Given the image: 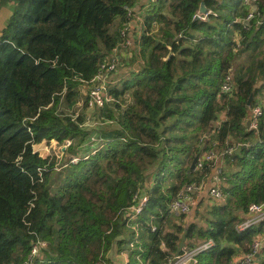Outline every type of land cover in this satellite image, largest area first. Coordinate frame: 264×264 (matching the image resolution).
I'll use <instances>...</instances> for the list:
<instances>
[{
  "label": "trees",
  "instance_id": "1",
  "mask_svg": "<svg viewBox=\"0 0 264 264\" xmlns=\"http://www.w3.org/2000/svg\"><path fill=\"white\" fill-rule=\"evenodd\" d=\"M245 1L0 0V264H113L121 255L125 264H170L185 230L186 248L214 243L196 264H233L251 251L264 221L236 227L249 205H264V0H248L247 26ZM202 3L211 14L194 21ZM130 20L131 45L108 75L113 100L97 110L108 125L84 130L85 93L123 49ZM123 63L134 68L113 87ZM227 75L232 91L223 94ZM255 106L262 114L247 130ZM51 141L70 142L66 162L34 152ZM226 145V201L203 221L170 214L178 193L213 170L190 171L194 157ZM136 195L147 205L128 223L122 213Z\"/></svg>",
  "mask_w": 264,
  "mask_h": 264
},
{
  "label": "built area",
  "instance_id": "2",
  "mask_svg": "<svg viewBox=\"0 0 264 264\" xmlns=\"http://www.w3.org/2000/svg\"><path fill=\"white\" fill-rule=\"evenodd\" d=\"M245 5L248 6L249 12L247 16L244 19V25L247 26L248 23L253 20L254 18V5L253 2H249L246 0L244 2ZM132 11L128 10V16H131ZM211 12L207 11L206 14H202L199 16L198 20L201 21H207V16L210 15ZM213 14V13H212ZM214 15V14H213ZM262 22H258V26H260ZM133 21L127 22L125 28L122 30L121 35L124 37V42L121 44L122 50L118 53H115L114 56L109 60L101 64L97 74L90 82V86L88 87V91L86 94V107H87V118L86 122L83 125L84 130H97L99 128H102L105 125H108L107 121H102L101 117L98 115L99 109L103 108L105 105L110 103L113 99L111 95L108 92V75L111 73H114L117 65L120 64L121 57L125 56V48L129 47L131 45V40L128 38V35H131V32L133 30ZM220 91L223 94H229L232 91V85H231V76L227 75L225 76ZM262 111L260 106H255L250 110V116H251V126L250 129L256 128V121L261 116ZM223 117V116H222ZM221 120H224L222 119ZM215 126H219V123L215 124ZM213 134V131L210 134H207L202 137L203 141L209 140L211 135ZM92 142H95V137L91 138ZM57 143L55 141H51V143ZM66 148L70 145L69 141H66L63 143ZM216 145V144H215ZM66 148L63 149V151L66 150ZM233 151L232 146L226 145L221 151H218L217 149L214 150H208L203 152L197 159L195 164V170H202L204 166L206 165H212V169L222 163V157L224 155H231ZM36 152V151H34ZM37 153V152H36ZM42 157L41 155H39ZM46 158V157H42ZM78 162L77 158H72L70 160V163L76 164ZM224 167V166H223ZM216 169V168H215ZM215 171V170H214ZM213 171V172H214ZM222 170H217L214 173L211 174V184H209V187L207 188L208 196L210 198V202H218L222 199L223 195L220 189L221 186V173ZM206 183L200 182V183H190L187 186H185L177 195V198L173 200L169 206L168 211L172 215H188L192 205L195 202V199L197 196L205 189ZM148 201V197L145 195L134 196V202L135 204L127 209L124 210L122 215L123 219L128 222L132 223L134 222L146 208ZM245 220H243L237 227V232H242L246 230L247 228L251 226H255L261 222L264 221V205H256L252 204L248 206L247 213L245 215ZM131 228L136 232L137 226L131 225ZM152 230H155V228L152 226ZM261 236V235H260ZM260 236H257L251 246V251L245 255H241L238 259V263L240 264H253L255 262V255H260V245H261V238ZM135 238H137V234L135 235ZM214 243L211 240H208L205 243H201L199 245L194 246L193 248H186L184 247L181 251V253L178 256H174V259L170 262V264H196L198 260V256L206 251H208L210 248H212ZM40 247H45V244L38 243L36 245H33L31 250V256L29 257V263L34 257H38L40 255ZM130 248H133V244H130Z\"/></svg>",
  "mask_w": 264,
  "mask_h": 264
},
{
  "label": "rangeland",
  "instance_id": "3",
  "mask_svg": "<svg viewBox=\"0 0 264 264\" xmlns=\"http://www.w3.org/2000/svg\"><path fill=\"white\" fill-rule=\"evenodd\" d=\"M244 56V55H243ZM239 59L238 62H241L243 63L245 60L244 58ZM128 57V56H127ZM124 66H122L120 68V70H118L117 72V76L113 77L114 78V83H112L111 86H117L119 87L120 83H121V80L122 78H124L125 76L127 77L128 76V73L132 71V68H134L133 65H130V64H125L123 63ZM249 69L245 70L244 74H246L248 72ZM112 76L109 77V79H111ZM113 82V81H112ZM128 95H126V98ZM130 98V97H129ZM124 101H125V96H124ZM80 108V106H78ZM76 107L77 111H79L80 109ZM66 148V146L64 144H58V143H54V142H50V143H40L38 145H35L33 150L36 151L39 155H41L42 157H54L56 158L57 162L59 164H62L64 162H66V160L69 158V155L68 154H63L64 151L63 149ZM82 150V149H81ZM82 152V151H81ZM153 179V178H151ZM148 183H149V180H148ZM223 199V198H222ZM206 201V200H204ZM225 197L223 200L221 201H218V202H210V203H207V202H201L197 208L194 210L193 212V215H192V218H190L191 220L190 221H199V220H202L203 221V213L206 212V209L209 208L210 206H213V205H217V204H220L221 202H225ZM182 236V235H181ZM262 257L261 259H258V261H262L264 260V252L261 254ZM253 264H256L255 262Z\"/></svg>",
  "mask_w": 264,
  "mask_h": 264
},
{
  "label": "crops",
  "instance_id": "4",
  "mask_svg": "<svg viewBox=\"0 0 264 264\" xmlns=\"http://www.w3.org/2000/svg\"><path fill=\"white\" fill-rule=\"evenodd\" d=\"M2 9L6 12V13H9V12H11L12 11V4L11 3H9V2H4L3 3V5H2ZM137 9H139V7H137ZM216 168V169H215ZM224 167H223V163H221V164H218V165H216L214 168H213V170L211 171V173H210V175H208L207 176V178H206V181H205V183H206V186H205V189L197 196V198L195 199V202H194V204L192 205V207H191V210H190V212H189V214L187 215V220L188 221H190L191 219L190 218H192V215H193V212H194V210L197 208V206L201 203V202H207V203H210V198H209V196H208V191H207V188L209 187V184H211V174L212 173H214L215 171H217V170H222ZM215 170V171H214ZM214 171V172H213ZM204 200H206V201H204ZM261 236H260V238H261V240H262V242L261 243H264V233L263 234H260ZM263 250L262 249H260V255H259V257H257V258H255V263L256 264H259V261H256V260H258V259H261V257H262V253L264 252H262ZM240 256H237V257H235L234 259H233V261H232V263L233 264H238V258H239ZM114 260H116V261H120V262H122L123 264H125L126 263V257H125V255H121V256H119V257H116Z\"/></svg>",
  "mask_w": 264,
  "mask_h": 264
},
{
  "label": "water",
  "instance_id": "5",
  "mask_svg": "<svg viewBox=\"0 0 264 264\" xmlns=\"http://www.w3.org/2000/svg\"><path fill=\"white\" fill-rule=\"evenodd\" d=\"M253 8L255 9V6ZM206 13H207V9L205 8L204 4L202 3L200 5V8H199L197 14L193 18L194 21L198 20L200 15L206 14ZM252 100H253V95H250L249 96V99H248V102H247V106H250ZM222 119H224V116L222 117ZM245 126H246L247 130L250 129V126H251L250 113H249V115L247 117ZM197 159H198V156H195L194 159H193V161H192V163H191V165H190V168H189L190 171L195 170V164H196ZM185 237H186V230L183 232V234H182V236L180 238V241L178 243V248H177V251L175 253V256H178L181 253L182 249L185 247ZM260 249H262V250L264 249V243H261ZM257 257H259V254H256L255 255V258H257ZM112 263L113 264H123L122 262L116 261L114 259L112 260Z\"/></svg>",
  "mask_w": 264,
  "mask_h": 264
}]
</instances>
